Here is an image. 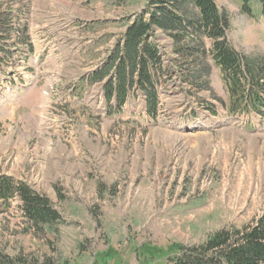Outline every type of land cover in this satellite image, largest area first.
Here are the masks:
<instances>
[{
  "label": "rangeland",
  "instance_id": "rangeland-1",
  "mask_svg": "<svg viewBox=\"0 0 264 264\" xmlns=\"http://www.w3.org/2000/svg\"><path fill=\"white\" fill-rule=\"evenodd\" d=\"M147 2L0 0L1 18L21 31L0 47V177L46 199L60 217L36 226L19 195L0 199V255L171 264L178 246H200L264 214V120L229 115L212 62L201 78L205 62L178 58L172 37L162 36L172 73L159 88L156 119L141 99L115 114L102 83L89 82ZM215 2L228 16L233 48L264 59L258 0L244 2L252 16L241 0Z\"/></svg>",
  "mask_w": 264,
  "mask_h": 264
},
{
  "label": "trees",
  "instance_id": "trees-1",
  "mask_svg": "<svg viewBox=\"0 0 264 264\" xmlns=\"http://www.w3.org/2000/svg\"><path fill=\"white\" fill-rule=\"evenodd\" d=\"M241 1L243 13L252 16L251 7L244 3L247 0ZM188 2L148 0L141 14L126 20L123 34L105 62L89 76V82L104 83L105 100L117 113L123 111L129 101L142 98L148 115L155 118L160 104L159 88L172 73L160 42L166 35L174 40L178 58L191 65L212 62L220 69L230 96V116L253 115L264 120V59L249 58L233 48L227 39L228 16L215 0L193 1L191 13L184 8ZM258 2L264 17V0ZM1 17L0 11V30L10 31L12 22ZM206 39L212 42L209 51L205 50ZM205 67L200 71L201 78L202 73L205 76L210 73V66L207 65L204 72ZM193 78L188 79L194 83ZM15 195H19L29 222L36 226L51 225L60 219L46 199L32 195V191L23 186L14 188L8 178L0 177V199ZM0 264L56 263L50 258L20 254L14 258L0 255ZM171 264H264V214L242 229L220 230L200 246H178Z\"/></svg>",
  "mask_w": 264,
  "mask_h": 264
},
{
  "label": "bare ground",
  "instance_id": "bare-ground-1",
  "mask_svg": "<svg viewBox=\"0 0 264 264\" xmlns=\"http://www.w3.org/2000/svg\"><path fill=\"white\" fill-rule=\"evenodd\" d=\"M20 15V14H19ZM23 15V14H22ZM8 18V17H7ZM21 18V17H20ZM2 19V18H1ZM21 22H22V20H20ZM8 23V22H7ZM17 27V26H16ZM20 28H21V26H19ZM18 29V28H17ZM3 32V31H2ZM21 32V31H20ZM13 34H15V36L17 37V38H19L18 36H20V33L19 32H13V33H11L10 34V31H8V32H6V34H3V33H1L0 34V36L1 37H8V35H9V38L13 35ZM6 42V41H5ZM16 43V42H15ZM24 46V45H23ZM20 47V46H19ZM27 48V47H26ZM6 61V60H5ZM192 126H189L188 128H191Z\"/></svg>",
  "mask_w": 264,
  "mask_h": 264
},
{
  "label": "crops",
  "instance_id": "crops-1",
  "mask_svg": "<svg viewBox=\"0 0 264 264\" xmlns=\"http://www.w3.org/2000/svg\"><path fill=\"white\" fill-rule=\"evenodd\" d=\"M157 191V190H156Z\"/></svg>",
  "mask_w": 264,
  "mask_h": 264
}]
</instances>
